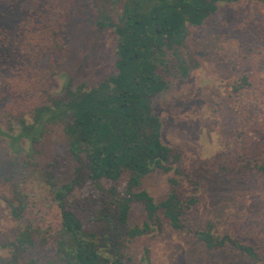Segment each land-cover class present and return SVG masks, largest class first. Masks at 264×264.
I'll return each mask as SVG.
<instances>
[{
	"label": "trees",
	"instance_id": "1",
	"mask_svg": "<svg viewBox=\"0 0 264 264\" xmlns=\"http://www.w3.org/2000/svg\"><path fill=\"white\" fill-rule=\"evenodd\" d=\"M21 1L0 0V50L10 47L14 63L0 86V136L15 153L0 174V199L17 221L12 235L0 236L7 252L0 264H129L132 241L161 234L166 220L210 251L232 249L264 264V245L253 237L214 219L191 224L201 182L188 173V195L176 176L160 201L140 189L155 170L183 174L182 149L163 142L154 101L200 65L183 50L189 27L240 0H42L38 9ZM253 1L264 9V0ZM76 18L95 22L92 45L107 28L117 36L116 71L99 82L67 68L68 25ZM56 76L64 78L57 91ZM257 76L242 72L213 111L227 149L223 170L264 178V152L247 140L264 123ZM135 203L145 218L132 224Z\"/></svg>",
	"mask_w": 264,
	"mask_h": 264
},
{
	"label": "rangeland",
	"instance_id": "2",
	"mask_svg": "<svg viewBox=\"0 0 264 264\" xmlns=\"http://www.w3.org/2000/svg\"><path fill=\"white\" fill-rule=\"evenodd\" d=\"M21 5L38 9L42 0H22ZM20 15L17 13L16 18ZM68 28L69 71L90 82H99L116 71L118 41L113 29H105L92 45L98 33L92 19L76 18L70 21ZM9 49L0 50V86L3 76L13 72ZM183 50L200 65L193 68L187 78L175 79L154 101V110L162 121L163 142L182 149L178 165L183 174L155 170L142 179L140 189L148 190L160 201L173 188L169 178L176 176L182 192L188 195L193 189L186 176L188 173L201 182L191 224L214 219L222 228L247 234L264 245V178L254 172L223 170L227 149L220 141L218 119L213 111L215 103L228 98L231 84L242 72L255 71L264 85V9L253 0L222 4L202 25L189 27ZM63 83L64 78L56 76L53 90H60ZM262 111L264 118V107ZM247 140L264 152V123L249 133ZM23 146L25 154L29 142L25 140ZM14 159L9 139L0 136V174ZM144 218L142 205L135 203L131 223H141ZM16 227L17 221L10 215L8 205L0 199V236L12 235ZM146 248H149L148 258H144ZM129 252L132 256L129 264H250L247 257L237 251H210L199 240L178 234L168 220L161 234L136 237ZM6 254L0 249V257Z\"/></svg>",
	"mask_w": 264,
	"mask_h": 264
}]
</instances>
